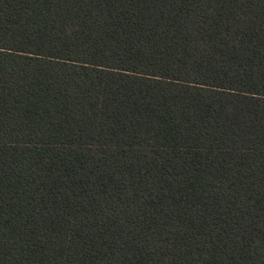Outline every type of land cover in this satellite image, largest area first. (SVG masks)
Segmentation results:
<instances>
[{"label":"trees","instance_id":"obj_1","mask_svg":"<svg viewBox=\"0 0 264 264\" xmlns=\"http://www.w3.org/2000/svg\"><path fill=\"white\" fill-rule=\"evenodd\" d=\"M0 264H264V0H0Z\"/></svg>","mask_w":264,"mask_h":264}]
</instances>
